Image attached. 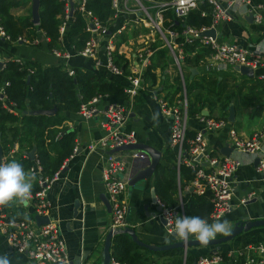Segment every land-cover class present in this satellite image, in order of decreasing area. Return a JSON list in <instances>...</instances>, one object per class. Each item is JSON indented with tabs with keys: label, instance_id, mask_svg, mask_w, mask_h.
Here are the masks:
<instances>
[{
	"label": "crops",
	"instance_id": "crops-1",
	"mask_svg": "<svg viewBox=\"0 0 264 264\" xmlns=\"http://www.w3.org/2000/svg\"><path fill=\"white\" fill-rule=\"evenodd\" d=\"M24 1L25 4L21 8L13 11L14 15L27 14L28 10L31 13L32 0ZM75 1H73V5H75ZM217 1L221 7L227 10L228 18L217 25L215 31L216 40L222 44L236 45L242 48L252 49L257 46L258 51L260 50L259 55L264 63V0H248V4L239 0ZM229 4H231V7H228ZM128 5V11L126 13L123 12L111 23L114 31L122 26L125 30H129L132 16L128 13H131L132 9L129 3ZM250 15H253V17L250 18ZM256 17L261 19V23L255 21ZM39 39H41L40 44L36 47H31L21 43L7 42L0 37V55L6 61L20 60L24 62V65L28 62L37 63L43 67L60 64L51 52L47 50L42 36L39 35ZM153 39L150 42H153ZM138 43L140 42L134 43V39H130L126 43L127 45L121 44L117 49V55L123 57L128 63V74L130 73V63L131 66H134V62L130 58V52L134 53L136 48H139ZM63 44L66 47L65 43ZM64 51H67V47ZM98 57L103 62V43L100 45ZM71 60V67L92 69L99 74L101 73L109 81L121 83L124 88L129 86L126 79L128 75L126 77L112 76L104 66H95L92 60L76 56H73ZM173 66L168 67L165 71L169 76L177 72V69L174 66V70ZM191 70L193 69L191 68L188 69V72H184L185 75H189V80H192L194 76L200 73H205L203 68H200L199 70L194 69L197 73L192 75ZM156 74L159 76V69ZM218 74L219 76L224 74L228 77L227 83L229 87L240 93L241 98L260 91V88L253 89L252 80L264 82L261 79V77L264 78V66L254 70V77L251 79L241 76L234 68ZM158 85L159 82L154 88L147 89L141 95L145 104L142 109L134 106V98L128 97V99L122 100L121 103L130 109L129 119L125 126L126 131L135 134L137 144L148 145L151 148L158 149L162 154L169 146V122L161 114L157 103V100L163 97V93L157 94V90L161 89L158 88ZM240 100L239 103H241ZM104 104L105 102H102L98 109L102 110ZM203 112L206 114L208 111L204 109L202 114ZM231 113L232 117H230ZM214 117H219V113L216 112ZM67 118L68 121L64 124V127L75 133V147L78 149L64 162L65 166L59 172L58 177L46 190L47 213L44 216H34V209L29 204L27 206L15 204L17 208H20L15 217L31 218L38 224L47 222L55 224L61 239L65 243L70 264H100L102 247L111 223V211L109 212L103 203L104 196L107 198V194L102 180L105 160L109 150L96 148L93 151H89L87 148L90 144L97 143L102 136V131L99 127L100 116L86 120L78 116L76 112L69 114ZM226 119V124L222 129L213 133H205V139L209 154L212 156L220 158L226 156L225 153L228 152L229 156L238 159L240 162L232 177L234 191L233 210L219 219V221H227L231 229L238 222L264 219V186L262 175L257 172L255 166V160L260 154L241 153L232 149L229 143V131L231 130H234L243 138H250L254 133L262 130L264 128V109L257 116L250 110L243 108L236 110L231 105L227 111ZM187 128L194 133L198 131L204 132L196 117L188 119ZM0 148H2L1 143ZM34 148L35 146L32 148H19L18 144H14L13 148L6 154L3 153L2 149L3 162L8 163L15 160L23 165L26 172H29L31 167H36L37 160ZM223 148L226 149L224 150ZM227 148L230 149L227 150ZM262 148L264 150V142ZM33 149L34 158L31 159L28 153ZM27 158L30 160L28 168L25 167V162H23ZM140 162L141 160L139 159H129L123 174L127 181L124 195L127 204L126 226L134 229L138 238L150 245L162 246L180 241L173 234L168 235L166 233L165 224L162 223V219L159 217L160 208L155 204L154 200V197L157 198L154 188V174L144 181L128 185L135 174L133 167ZM179 166L177 163L175 164L177 203L182 201L181 198L185 192H192L186 190L189 182L180 188ZM34 185L39 186L36 180L33 182ZM249 192H254L255 198L245 204H241L240 199ZM76 202L79 203V205L77 204V209L75 207ZM189 239L195 238L189 237ZM258 244L264 245V226L254 227L249 231L241 232L232 241L221 244L218 251L221 253H226L229 250L240 251L241 256L245 259L248 256L259 255L256 249H251V246H257ZM184 248H179L182 251V264L187 257H183ZM140 249L142 252H151V258L155 259L151 263L165 264L167 261V258L158 254L162 251L154 252L144 248ZM214 249L216 248L192 246L187 247V254L199 257L200 255L212 253ZM5 255L8 257L10 264H31L24 255L9 249L5 237L0 231V257Z\"/></svg>",
	"mask_w": 264,
	"mask_h": 264
},
{
	"label": "trees",
	"instance_id": "trees-1",
	"mask_svg": "<svg viewBox=\"0 0 264 264\" xmlns=\"http://www.w3.org/2000/svg\"><path fill=\"white\" fill-rule=\"evenodd\" d=\"M153 2L168 3L175 0H150ZM25 4L24 0H0V26L10 42L18 39L32 42L43 36L46 48L49 52L65 50L76 55L82 51L90 34L86 31V23L81 13L75 10L72 18L66 23L65 33L60 37L59 27L63 22L65 4L60 0H39V23L34 26L31 22V13L21 16L14 15L13 11ZM85 9L93 14L102 27L114 33L111 23L114 22L115 12L111 8V0H86ZM205 13V16H202ZM212 8L204 3L198 9L190 12L184 19H176L169 8L163 13L164 27L174 33H180L184 28H206L212 23ZM149 30L141 27L138 29L125 30L115 36L114 45L116 50L121 44H126L130 39H136L139 35L146 36ZM64 40V41H63ZM181 42V39H177ZM65 46L64 47V44ZM24 44V43H23ZM161 42L155 39L148 46L152 52L150 66L143 74V83L146 89L139 90L134 97L135 107L142 109L145 104L141 95L147 90L154 88L159 82L157 94L168 105L172 106L183 98V86L177 72L169 76L166 69L173 66V60L166 48H162ZM26 45V44H24ZM31 46V45H27ZM34 47V46H31ZM184 59L181 71L184 80L185 98L187 101V118L191 119L201 115L202 111H208V118L227 121V111L232 105L236 110H250L257 116L264 109V82L252 80L253 89L260 88L259 92L250 96L240 97L233 88H230L224 74L200 73L189 80L188 69L199 70L212 51L209 47L202 46L199 42L182 47ZM115 63L122 68L123 76L128 75V63L123 57L115 52ZM76 59V58H75ZM68 67L74 75L70 77L64 68V64L43 67L37 63L25 64L31 73L15 61H7L6 67L0 72V87H4L7 103L13 107V112L6 111L0 101V143L3 153L6 154L14 144L19 148H32L35 146V158L40 165V175L34 174L36 181L39 178H51L67 159L72 155L75 147V133L64 127L68 121V115L76 113L82 103L89 102L96 96H108L111 101L121 103L128 99L121 83L109 81L95 70ZM160 70L159 76L156 74ZM173 69L175 70L174 66ZM189 74V73H188ZM242 88V87H240ZM234 90V91H233ZM241 98V100H240ZM113 99V100H112ZM239 100L241 103H239ZM123 104V103H121ZM53 115H36L39 111H52ZM218 112L219 117H214ZM195 133L187 131L186 141L192 140ZM185 149L188 145L185 144ZM176 148H166L160 158L154 172V188L157 199L167 207L176 205L177 181ZM25 167L30 166V160H24ZM180 188L194 177V172L186 165L179 166ZM40 189L34 185L32 194ZM186 216H199L214 222L211 218L212 203L208 193L197 195L194 192H185L181 198ZM7 218L24 219L22 216L15 217L17 208L15 204L2 207ZM218 237L224 235H217ZM111 258L125 264H151L155 259L151 258V252L142 250L125 233H118L111 240ZM153 254V253H152ZM167 258L165 264H182V251L179 248L159 252ZM224 261L228 264H241L244 257L239 260H228L225 253H221ZM198 257L187 254L185 264H193Z\"/></svg>",
	"mask_w": 264,
	"mask_h": 264
},
{
	"label": "built area",
	"instance_id": "built-area-1",
	"mask_svg": "<svg viewBox=\"0 0 264 264\" xmlns=\"http://www.w3.org/2000/svg\"><path fill=\"white\" fill-rule=\"evenodd\" d=\"M65 4L63 22L59 27L60 37L64 35L66 23L72 18L73 12L77 10L81 13L86 23V31L90 34V39L86 42L82 51L76 55L67 51L54 50L51 52L53 57L64 64V68L68 75H74L71 68L68 67V62L73 56L94 61L95 66H104L112 76H123V70L116 63V50L114 45L115 36L125 31L122 26L114 33H110L107 27H102L93 14L85 9L86 0H76L73 12L70 16V2L74 0H60ZM139 5L138 10H131L128 13L132 16L130 20L129 30L144 27L152 32L157 37V40L162 44V48H166L173 60V65L177 69L178 75L183 86V98L177 101L175 105H168L162 98L157 100L161 114L169 122V147L176 148V163L179 166L181 163L186 164L194 172V177L189 181L186 190H192L197 195L206 193L210 196L212 203L211 218L217 221L229 214L233 210V184L232 177L240 165L238 159L231 156H222L220 158L209 154L205 133H213L222 129L226 122L208 118L207 116L198 115L196 118L201 124L204 132L198 131L192 140L186 141L187 128V101L185 98L184 80L181 71V64L184 59L182 47L199 42L202 46L209 47L212 53L204 62L202 68L204 72L222 73L234 67H246L251 70H256L264 66L260 50L255 46L251 48H242L236 45L219 43L216 38L202 37L203 33L208 31H216L217 25L227 20V10L221 7L217 0H175L168 3L153 2L150 0H134ZM145 2L148 7L144 8L140 2ZM246 2L248 0H239ZM128 3L130 0H111V8L114 10V20L123 12L128 11ZM208 4L212 8V23L206 28H184L178 35L164 27L163 13L167 8L172 11L176 19H184L190 12L198 9L200 4ZM231 7V4L228 5ZM205 16V13H202ZM257 23H261L259 17L255 18ZM140 36V37H139ZM134 39V43H138L139 48H136L134 53L130 52V58L134 62V66L130 63V73L126 77L129 86L124 88V93L129 98H134L139 90L145 89L143 83V74L150 66L152 52L149 49V42L146 36L139 35ZM0 37L5 41L10 42L0 26ZM181 42H177V39ZM42 39L45 40L42 36ZM140 40V41H139ZM146 41V42H144ZM154 41V39H153ZM41 39H36L32 42L18 39L15 43H21L31 46H38ZM103 43L104 60L98 57L100 45ZM130 44V43H129ZM125 45V44H124ZM127 45V44H126ZM133 54V55H132ZM7 61L0 55V72L5 69ZM15 63L31 73L30 69L25 67L24 62L16 60ZM264 80L263 77H261ZM8 86L5 83L0 87V101L6 111L12 113L13 107L7 103L4 87ZM108 96H96L87 103H82L77 111V115L83 119H91L95 116H100L99 127L102 131V136L95 144H90L87 148L93 151L96 148L105 150H113L123 146L137 144L136 136L133 132L126 131V123L129 119L130 109L125 105L109 101ZM104 103L102 110L98 109L101 103ZM264 142V128L254 133L250 138H243L234 130L229 131L230 147L245 154H260L258 155L259 162L256 165L257 172L262 175L264 186V150L262 144ZM185 144L188 148L185 149ZM74 147L72 155L77 151ZM71 155V156H72ZM70 156V157H71ZM69 157V158H70ZM129 159H139L144 161L146 155L138 150L119 151L113 154H108L105 160V167L102 173V180L107 194V199L111 207V223L110 230H120L126 226L127 204L124 199L127 181L123 174ZM4 163V162H2ZM65 166L53 174L51 178H42L38 180L40 189L32 194L29 205L34 209V216H44L47 213V203L45 200L46 190L49 185L58 177L59 172ZM32 174L40 175V165L36 161V167H31ZM255 198L254 192H249L246 196L240 199L241 204ZM155 204L160 208L159 217L164 220V215L167 212L171 215V219L166 223L165 230L168 235L173 234V226L175 219L186 216L183 209V203L180 201L175 206L167 207L163 202L155 198ZM0 231L5 237L10 250L24 255L31 264H70L65 243L59 235L57 226L51 222L38 224L31 218L13 219L7 218V214L0 207ZM182 241V240H180ZM185 242V241H183ZM251 249H256L259 255L248 256L241 264H264V245L258 244L251 246ZM187 247L183 249V257L187 256ZM228 260H239L240 251L229 250L226 253ZM221 252L213 251L212 253L200 255L193 264H223ZM109 264H125L111 258ZM155 264V263H151ZM185 264V262L183 263Z\"/></svg>",
	"mask_w": 264,
	"mask_h": 264
},
{
	"label": "water",
	"instance_id": "water-1",
	"mask_svg": "<svg viewBox=\"0 0 264 264\" xmlns=\"http://www.w3.org/2000/svg\"><path fill=\"white\" fill-rule=\"evenodd\" d=\"M69 5H70V16H71V14L73 12L74 5L72 2H70ZM38 11H39V0H32V8H31L32 24H34L35 26H37L39 23ZM252 17H253V15H250V18H252ZM201 36L202 37H212L215 39L216 38V32L215 31H208L206 33H203ZM234 70L237 73H239L241 76H245L246 78L251 79L254 77V71L249 69V68L234 67ZM196 73H197L196 70H194V69L191 70L192 75H194ZM54 113H55V110L35 112L36 115H53ZM203 114L205 116H208V112H206V114H205V112H203ZM230 117H232V113H231ZM223 149L225 150L226 148H223ZM229 149L227 148V150H229ZM133 150H138V151L143 152L146 155V159L144 161H141L140 163L136 164L133 167V169L135 170V174L133 175V177L129 181L128 185H133L134 183H136L138 181H144V180L150 178L154 174L158 164L160 163V158H161V152L158 149L151 148L145 144H135V145H130V146H123L120 148H114L113 150H109L108 153L113 154V153H116L119 151H133ZM28 155L31 157V159H33L34 158V149L30 153H28ZM225 155L229 156V153L226 152ZM2 162H3L2 148H0V163H2ZM258 162H259V158L257 157L255 160V164L257 165ZM190 191H192V190H190ZM154 200H155V197H154ZM103 203H104L106 209L110 212L111 207H110L109 201L106 198V196H104ZM77 204L79 205V203H77V202L75 203L76 209H77ZM162 223L165 224V221L162 220ZM259 226H264V219L263 220H255V221L238 222L230 229V232L228 235H224L221 237H215V239L211 240L210 243H208L206 246L201 245L195 239H189L187 242L177 241V242L162 245V246H155V245H150V244H147V243H144L143 241H141L138 238L135 230L128 227V226H125L123 229L115 230V231L109 229V231L107 232V235L105 237L103 247H102L101 263L100 264H109V262L111 260V250H110L111 240H112V237L118 233L127 234L131 238V240L139 248H144V249L154 251V252L165 251V250H170V249H175V248L192 247V246L215 247L216 249H214V251H218L221 244L232 241L241 232H246V231H249L251 228L259 227ZM173 235L175 236L174 233H173Z\"/></svg>",
	"mask_w": 264,
	"mask_h": 264
},
{
	"label": "clouds",
	"instance_id": "clouds-1",
	"mask_svg": "<svg viewBox=\"0 0 264 264\" xmlns=\"http://www.w3.org/2000/svg\"><path fill=\"white\" fill-rule=\"evenodd\" d=\"M35 179L34 174L26 172L23 165L15 160L0 163V207L12 204L27 206ZM170 219L171 215L166 212L164 220L167 223ZM172 231L179 240L187 242L189 237H194L201 245L206 246L217 235H228L230 225L227 221L219 220L209 223L199 216H178ZM0 264H10L6 255L0 257Z\"/></svg>",
	"mask_w": 264,
	"mask_h": 264
},
{
	"label": "rangeland",
	"instance_id": "rangeland-1",
	"mask_svg": "<svg viewBox=\"0 0 264 264\" xmlns=\"http://www.w3.org/2000/svg\"><path fill=\"white\" fill-rule=\"evenodd\" d=\"M140 3H141V5L144 8L148 7V5L145 2H142L141 1ZM130 6H131V9L132 10H138L139 11V5H137V3L134 0H130ZM146 37H148V40H152L153 38L154 39H157V37L155 36V34H153L152 32H149V34ZM144 42H146V41H144Z\"/></svg>",
	"mask_w": 264,
	"mask_h": 264
}]
</instances>
